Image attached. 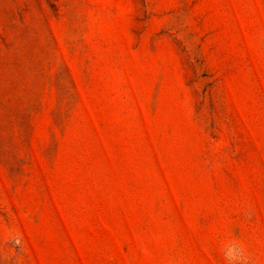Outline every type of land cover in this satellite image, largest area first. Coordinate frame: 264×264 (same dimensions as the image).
<instances>
[{
  "label": "rangeland",
  "instance_id": "rangeland-1",
  "mask_svg": "<svg viewBox=\"0 0 264 264\" xmlns=\"http://www.w3.org/2000/svg\"><path fill=\"white\" fill-rule=\"evenodd\" d=\"M0 264H264V0H0Z\"/></svg>",
  "mask_w": 264,
  "mask_h": 264
},
{
  "label": "clouds",
  "instance_id": "clouds-1",
  "mask_svg": "<svg viewBox=\"0 0 264 264\" xmlns=\"http://www.w3.org/2000/svg\"><path fill=\"white\" fill-rule=\"evenodd\" d=\"M239 251L240 249L237 245H231L226 252V256L229 259V261H232L233 259H235Z\"/></svg>",
  "mask_w": 264,
  "mask_h": 264
}]
</instances>
